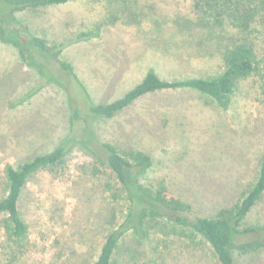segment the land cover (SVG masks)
<instances>
[{"label": "rangeland", "instance_id": "obj_1", "mask_svg": "<svg viewBox=\"0 0 264 264\" xmlns=\"http://www.w3.org/2000/svg\"><path fill=\"white\" fill-rule=\"evenodd\" d=\"M192 12L188 0H70L20 9L0 2V194L6 163L84 138L93 149L105 141L148 153L151 164L132 180L163 185L193 214L212 216L235 203L264 154V100L252 79L235 89L228 107L179 88L144 95L112 117L89 111L125 95L148 71L171 79L218 75L210 47L197 52L189 36L166 33L189 23ZM64 157L32 175L22 192L29 246L21 264H88L128 214L126 191L101 158L78 143ZM245 223L264 226V194ZM183 229L165 218L129 227L116 264H217L207 241ZM232 252L237 264H264V247Z\"/></svg>", "mask_w": 264, "mask_h": 264}, {"label": "trees", "instance_id": "obj_2", "mask_svg": "<svg viewBox=\"0 0 264 264\" xmlns=\"http://www.w3.org/2000/svg\"><path fill=\"white\" fill-rule=\"evenodd\" d=\"M68 1L70 0H0L15 9L59 5ZM188 1L193 18L188 20L189 23H178L165 32L167 35L189 36L190 43L195 45L197 52H201L200 45L206 44L210 47L207 59H218L217 69L220 73L211 77L188 75L187 78L176 76L171 79L148 71L122 97L106 104L92 105L89 109L91 115L112 117L144 95L179 88L195 89L228 107L235 89L248 79L253 80L264 100V0ZM31 41L42 50L50 49L44 39L33 37ZM168 41L173 42L170 39ZM219 41L225 43L220 45ZM13 42L21 47L20 42ZM216 44L220 47L217 48ZM21 54H25L23 48ZM60 64L67 70L68 66L64 62ZM79 116V112H74V117ZM77 143L85 146L98 161L103 159H100L101 163L106 164L124 187L129 201L126 218L107 232L96 258L88 264H116L115 254L126 230L131 226L142 225L149 218H165L186 229L188 234L204 238L211 247L217 264H237L233 248L237 249L239 255H244L264 247V226L245 223L264 194V154L256 179L235 203L219 207L215 215L200 216L191 213L190 205L169 193L163 185H144L132 180L133 176L145 172L151 164L148 153L139 149L122 151L105 141H97L95 144L99 148L93 149L84 138H75L72 141L62 140L52 150L38 153L31 159L4 165V191L0 194V264H21L22 256L29 246V226L20 206L28 179L41 170L55 169L64 161L65 152ZM244 238L248 240L240 242Z\"/></svg>", "mask_w": 264, "mask_h": 264}]
</instances>
